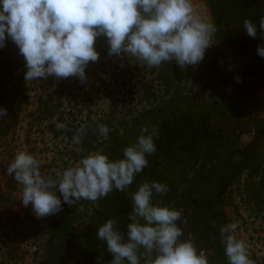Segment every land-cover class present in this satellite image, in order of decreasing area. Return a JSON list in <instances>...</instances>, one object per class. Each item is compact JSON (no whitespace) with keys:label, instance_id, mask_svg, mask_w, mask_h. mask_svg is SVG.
<instances>
[{"label":"trees","instance_id":"16d2710c","mask_svg":"<svg viewBox=\"0 0 264 264\" xmlns=\"http://www.w3.org/2000/svg\"><path fill=\"white\" fill-rule=\"evenodd\" d=\"M209 5L217 29L213 43L250 52L256 59V69L263 75L264 58L257 55V47L264 46V33L259 29L264 19V0H209ZM246 19L257 27L255 38L236 30ZM95 48L99 59L105 62L102 66L115 62L121 72L131 70L127 61L134 58L109 56L106 38H98ZM135 59L132 69L145 74L137 83L141 86L138 94L144 105L142 110L125 125L113 129L101 121L82 128L81 143L76 147L87 155L101 152L110 159H121L126 147L136 143L140 135H147L141 132L147 128L157 134V151L147 157L148 166L126 191H113L96 202L81 199L77 204L87 212L84 216H74L75 207L64 204L58 217L48 224V240L38 264H108L112 256L96 232L110 218L118 220L120 229L126 230L133 207L132 194L144 182L167 185V193L156 196L154 202L182 210L183 223L178 224L183 230L181 239L191 240L209 264H228L220 228L232 224V217L243 219L240 205L255 218L264 219V118L256 110L247 86L240 83V75L227 77L220 70L217 55L209 50L198 65L183 69L174 61L149 67ZM22 69H26L23 56L6 39L0 49V107L7 110V116L0 118V142L18 122L14 109L16 87L11 84ZM252 69L251 65L245 71ZM66 84H58L52 95L41 100L40 114L57 115ZM128 88L133 86L129 84ZM223 88H230L231 94L226 95ZM194 90L198 93L193 94ZM68 120H59L58 130L51 125L49 133L73 141L81 122L75 125L77 120ZM100 124L109 129L107 139L99 134ZM243 135L251 140L241 148L239 140ZM6 214L16 217L11 210Z\"/></svg>","mask_w":264,"mask_h":264},{"label":"clouds","instance_id":"9594fccd","mask_svg":"<svg viewBox=\"0 0 264 264\" xmlns=\"http://www.w3.org/2000/svg\"><path fill=\"white\" fill-rule=\"evenodd\" d=\"M243 26L248 36H257L251 21L246 19ZM259 29L264 33V19ZM216 31L196 14L192 0H0V49L6 39L18 47L27 69L25 81L54 76L86 83L89 62L99 59L95 42L100 37L107 40L109 56L135 57L149 67L174 61L187 68L203 61ZM257 55L264 58V46L257 47ZM6 116L0 107V118ZM98 130L107 139L108 127L100 124ZM82 132L73 136L74 144L81 143ZM141 132L147 135L126 147L121 159L90 153L52 179L41 175L32 154L20 151L7 173L22 186L20 201L25 207L31 204L36 218L56 215L64 204L96 202L113 191H126L157 151L155 130ZM167 191L157 181L142 183L132 194L126 230L114 218L98 228L96 236L112 256L108 264H141V259L144 264H209L191 240L181 239L177 222L183 223L182 210L154 202ZM236 228L235 223L220 228L228 264H252L244 241L232 235Z\"/></svg>","mask_w":264,"mask_h":264},{"label":"rangeland","instance_id":"374dc122","mask_svg":"<svg viewBox=\"0 0 264 264\" xmlns=\"http://www.w3.org/2000/svg\"><path fill=\"white\" fill-rule=\"evenodd\" d=\"M192 4L196 14L214 24L209 0H192ZM236 30L243 36H248L243 25ZM207 50L217 55L220 70L227 77L240 75V83L247 86L255 99L256 110L264 118V74L256 69L253 55L218 43H214ZM134 59L127 61L129 67L133 68ZM103 63L105 62L100 59L89 62L87 71L85 70L87 82L83 84L75 77L57 80L54 76H49L47 79L25 81L24 74L27 69L16 74L11 85L16 87L14 109L18 114V122L14 130L0 142V188L4 195L0 197V264H38L41 251L45 249L48 240V224L60 214L36 218L31 204L23 206L20 201L22 186L7 173L15 155L20 151L32 154L40 165L41 175L55 179L57 172L75 166L87 154L62 135L55 137L50 134L51 125L58 130L61 128L59 120L65 117L69 119L68 122L77 120L73 121L76 122L73 123L75 125L81 122L80 129L99 121L106 122L113 129L118 125H125L130 117L144 107L140 103L141 95L138 94L141 86L137 85L138 80L145 75L144 72L138 73L132 68L121 72V67L116 68L115 62L105 67L102 66ZM251 65L253 69L250 71L255 70L252 74L245 71ZM63 82L67 84L62 95V108L57 115L46 117L40 114L41 100H46L57 85ZM129 84L133 88L129 89ZM222 91L226 95L231 94L230 88H223ZM192 93L198 92L194 90ZM250 140L247 135L241 136V148L247 146ZM10 194L12 198L9 197ZM77 203L80 200L73 204L74 216H84L87 212ZM244 208L240 205L243 219L232 217L233 223L237 225L233 233L244 241L252 264H264V219L255 218ZM10 210L15 218L6 214Z\"/></svg>","mask_w":264,"mask_h":264}]
</instances>
